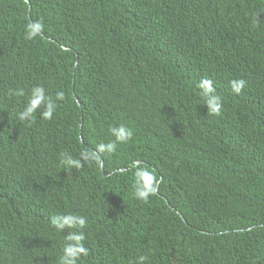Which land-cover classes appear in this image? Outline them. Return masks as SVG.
Returning <instances> with one entry per match:
<instances>
[{
  "label": "trees",
  "instance_id": "1",
  "mask_svg": "<svg viewBox=\"0 0 264 264\" xmlns=\"http://www.w3.org/2000/svg\"><path fill=\"white\" fill-rule=\"evenodd\" d=\"M36 84L66 99L20 122ZM121 123L134 137L102 167L64 170ZM133 160L160 180L148 203ZM68 213L87 220L80 264H264V0H0V264H59L69 229L49 221Z\"/></svg>",
  "mask_w": 264,
  "mask_h": 264
},
{
  "label": "clouds",
  "instance_id": "2",
  "mask_svg": "<svg viewBox=\"0 0 264 264\" xmlns=\"http://www.w3.org/2000/svg\"><path fill=\"white\" fill-rule=\"evenodd\" d=\"M44 30L42 21L34 20L25 26L24 37L26 40H34L40 36ZM231 90L234 94L240 95L246 87L247 81L243 78L232 79L229 81ZM200 98L207 106V112L210 115L220 116L223 109V100L217 94L213 81L209 78H202L197 85ZM9 95L23 97L26 95L24 88H10ZM66 99L63 90L55 94V99L50 95H46V89L42 84L32 86L30 94L21 110L15 114V119L20 122L31 124L34 122V116L39 109L40 118L44 121L53 120L54 113L57 111L58 102ZM108 133L111 139L107 142H99L94 147L83 148L78 157L73 158L70 153L62 152L61 164L64 170L70 173L71 169H80L85 163L91 164L95 162L102 167V155L113 154L117 151L118 145L127 144L134 137V131L126 124L110 125ZM133 170L132 194L137 201L148 203L149 198L158 192L160 180L157 178L154 169L148 166H142L141 161L133 160L130 164ZM50 226L57 232H63L69 229L64 237V243L61 246V254L59 255V264H80L83 257L89 255V248L83 243L85 240V229L87 220L85 217L68 213L64 215H54L50 218ZM149 259L147 254L137 256L134 264H145Z\"/></svg>",
  "mask_w": 264,
  "mask_h": 264
}]
</instances>
